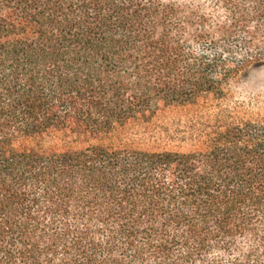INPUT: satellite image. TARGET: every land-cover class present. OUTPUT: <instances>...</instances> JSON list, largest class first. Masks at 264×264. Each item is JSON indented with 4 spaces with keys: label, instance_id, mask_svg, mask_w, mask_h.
<instances>
[{
    "label": "trees",
    "instance_id": "trees-1",
    "mask_svg": "<svg viewBox=\"0 0 264 264\" xmlns=\"http://www.w3.org/2000/svg\"><path fill=\"white\" fill-rule=\"evenodd\" d=\"M264 0H0V264H264Z\"/></svg>",
    "mask_w": 264,
    "mask_h": 264
},
{
    "label": "rangeland",
    "instance_id": "rangeland-1",
    "mask_svg": "<svg viewBox=\"0 0 264 264\" xmlns=\"http://www.w3.org/2000/svg\"><path fill=\"white\" fill-rule=\"evenodd\" d=\"M246 89L250 96H264V67L252 72Z\"/></svg>",
    "mask_w": 264,
    "mask_h": 264
}]
</instances>
